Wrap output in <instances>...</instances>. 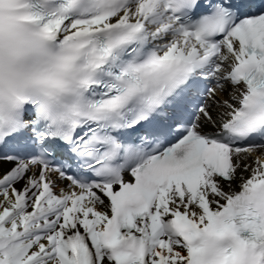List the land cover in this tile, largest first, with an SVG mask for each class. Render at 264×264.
<instances>
[{
  "label": "snow or ice",
  "instance_id": "obj_1",
  "mask_svg": "<svg viewBox=\"0 0 264 264\" xmlns=\"http://www.w3.org/2000/svg\"><path fill=\"white\" fill-rule=\"evenodd\" d=\"M0 264H264V0H0Z\"/></svg>",
  "mask_w": 264,
  "mask_h": 264
}]
</instances>
